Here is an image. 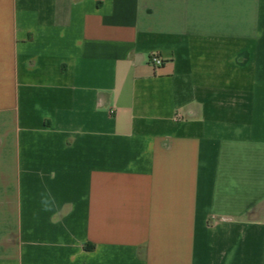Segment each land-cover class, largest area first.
Segmentation results:
<instances>
[{"label": "crops", "instance_id": "crops-1", "mask_svg": "<svg viewBox=\"0 0 264 264\" xmlns=\"http://www.w3.org/2000/svg\"><path fill=\"white\" fill-rule=\"evenodd\" d=\"M0 264H264V0H0Z\"/></svg>", "mask_w": 264, "mask_h": 264}, {"label": "built area", "instance_id": "built-area-1", "mask_svg": "<svg viewBox=\"0 0 264 264\" xmlns=\"http://www.w3.org/2000/svg\"><path fill=\"white\" fill-rule=\"evenodd\" d=\"M151 62L154 64V65H161L162 64V60L157 57V56H154L152 59H151Z\"/></svg>", "mask_w": 264, "mask_h": 264}]
</instances>
